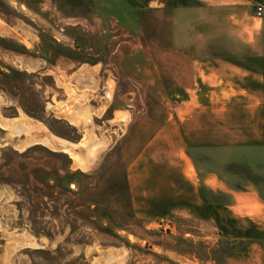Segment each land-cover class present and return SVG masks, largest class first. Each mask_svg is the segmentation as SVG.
I'll use <instances>...</instances> for the list:
<instances>
[{"label":"rangeland","instance_id":"obj_1","mask_svg":"<svg viewBox=\"0 0 264 264\" xmlns=\"http://www.w3.org/2000/svg\"><path fill=\"white\" fill-rule=\"evenodd\" d=\"M161 15L0 0V264H264V118L249 112L264 101L180 93L196 88L194 60L171 52ZM79 204L114 220L65 244L76 222L56 213ZM40 210L53 239L33 231Z\"/></svg>","mask_w":264,"mask_h":264},{"label":"crops","instance_id":"obj_2","mask_svg":"<svg viewBox=\"0 0 264 264\" xmlns=\"http://www.w3.org/2000/svg\"><path fill=\"white\" fill-rule=\"evenodd\" d=\"M129 3L158 6L163 19L162 34L164 22L170 25L171 52L193 58L192 85L196 88L180 91L189 100L217 101L220 99L215 95L219 92L224 94V100H229L238 89L243 102L264 101V14L261 18L254 15V6L264 5V0H129ZM249 112L250 117L262 114L264 118V110ZM214 178L208 175L204 181ZM247 191H243L242 198L261 196ZM251 201L259 207V200Z\"/></svg>","mask_w":264,"mask_h":264},{"label":"trees","instance_id":"obj_3","mask_svg":"<svg viewBox=\"0 0 264 264\" xmlns=\"http://www.w3.org/2000/svg\"><path fill=\"white\" fill-rule=\"evenodd\" d=\"M67 172V171H65ZM44 187H39L42 189H46L48 191L51 190L52 186L51 185H47L44 184ZM42 189H39L40 195L38 196L39 198V208L38 209H45V205L47 203H45L43 200L45 197H49L48 193H46V191H43ZM65 194H67V191L65 192ZM64 194V195H65ZM81 197V195H80ZM84 206L79 204L76 205L75 208L78 209H59L60 212H57L56 215H60L61 211L64 213V217H65V221L66 222H76L75 226H72L69 228V234L67 235L66 239H65V244H68L72 241V236L74 234H77L78 232H82L84 233V229L82 228H86L85 230H97L99 231L100 228L97 225V222L100 219H106L107 217L110 218L111 220L113 219V216L111 215L110 212H104L103 209H80L83 208ZM42 211V210H40ZM50 215H47L45 212H40L35 214L36 217V222L35 224V228H33V231L39 235V234H43L45 236H47L50 239H53L54 235L51 232L52 227H49L51 225V218L50 220L46 221L47 217ZM78 222V223H77ZM37 224H39V226H42L44 224V227H37ZM65 230L61 229L59 231H57L56 233H64ZM73 244V242L71 243ZM62 245H59L58 248L54 251V253H59L61 250ZM47 253V252H46ZM49 264H61V262L59 261H55V259H50Z\"/></svg>","mask_w":264,"mask_h":264},{"label":"bare ground","instance_id":"obj_4","mask_svg":"<svg viewBox=\"0 0 264 264\" xmlns=\"http://www.w3.org/2000/svg\"><path fill=\"white\" fill-rule=\"evenodd\" d=\"M27 131L28 132V128H27V126L25 125V124H22L20 127H18L17 129H16V132H18V133H20L21 131ZM56 137V139H58L60 142H61V144H66V140H64V139H62V138H59V137H57V136H55ZM51 138H43L42 139V141L44 142V143H50L49 141H51L50 140ZM85 142V141H84ZM52 143V142H51ZM83 143V142H82ZM49 145H51V144H49ZM53 145V144H52ZM88 148V147H87ZM94 152H96V151H94ZM92 156V155H91ZM75 159H76V161L78 162V164L80 165V166H82V167H85V166H87V159H84L83 157H81V156H75Z\"/></svg>","mask_w":264,"mask_h":264},{"label":"built area","instance_id":"obj_5","mask_svg":"<svg viewBox=\"0 0 264 264\" xmlns=\"http://www.w3.org/2000/svg\"><path fill=\"white\" fill-rule=\"evenodd\" d=\"M263 13H264V8H263V6H258L257 8H256V16L258 17V18H261L262 16H263Z\"/></svg>","mask_w":264,"mask_h":264}]
</instances>
